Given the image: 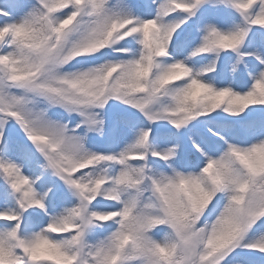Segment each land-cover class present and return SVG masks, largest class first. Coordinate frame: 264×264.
<instances>
[{
    "label": "snow or ice",
    "instance_id": "snow-or-ice-1",
    "mask_svg": "<svg viewBox=\"0 0 264 264\" xmlns=\"http://www.w3.org/2000/svg\"><path fill=\"white\" fill-rule=\"evenodd\" d=\"M0 264H264V0H0Z\"/></svg>",
    "mask_w": 264,
    "mask_h": 264
}]
</instances>
